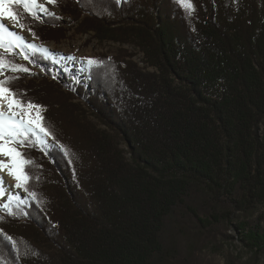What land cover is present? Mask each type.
<instances>
[{
	"label": "trees",
	"instance_id": "obj_1",
	"mask_svg": "<svg viewBox=\"0 0 264 264\" xmlns=\"http://www.w3.org/2000/svg\"><path fill=\"white\" fill-rule=\"evenodd\" d=\"M191 4L57 0L77 33L132 44L154 70L99 55L90 83L70 86L8 68L6 86L45 109L53 144L34 134L18 150L29 197L0 207V264H183L232 221L264 252V0ZM13 8L37 43L56 38L61 16Z\"/></svg>",
	"mask_w": 264,
	"mask_h": 264
},
{
	"label": "rangeland",
	"instance_id": "obj_2",
	"mask_svg": "<svg viewBox=\"0 0 264 264\" xmlns=\"http://www.w3.org/2000/svg\"><path fill=\"white\" fill-rule=\"evenodd\" d=\"M120 3L121 0H116ZM39 3L44 4L47 9V13L53 15L61 16L59 18V23L57 26L59 32H57L52 40H49L46 44L37 43L36 35L34 34L33 23L24 22L25 20L19 18L16 20L19 23V28L8 29L11 32H15L24 39L21 41L22 46L16 47L13 52L16 55V65H22L27 68L28 71L22 72V80L26 84L32 82L30 77L35 75L37 78L45 77L50 74L53 77H59L62 83L67 85L77 86L78 84L84 83L86 86L90 83L91 77L87 75V64L88 59H95L96 56L106 55L110 57L122 56L126 59L132 61L136 67H139L142 71H153L152 67L146 66L142 61V54L139 52L137 47L129 43L113 42L110 40L101 41L95 39L92 33L80 34L76 32L77 23L72 19V15H65L60 8L55 5V3H49L48 0H38ZM23 8V4H20ZM25 9V8H24ZM41 10L39 7L35 11ZM11 20V19H10ZM12 21V20H11ZM12 21V22H16ZM29 29L31 31H29ZM22 33V34H20ZM28 35L30 37H28ZM9 37L5 36V41ZM27 39V40H26ZM40 48L45 51L46 54H51L53 56L54 63L49 67L46 63L39 62L38 60H33L32 49L36 50ZM4 52H7L4 48H0ZM75 69V70H74ZM62 71L71 72L75 74L74 76L63 78L59 74ZM9 69L5 67L0 71V80H3L7 76ZM30 80V81H29ZM21 83V82H20ZM53 109L56 107L51 106ZM45 112L42 108L41 114ZM35 113V109L33 110ZM86 118V122L90 121L93 125L96 124L98 128L104 129L102 124H99L96 119L88 114L87 112L83 114ZM89 123V122H87ZM42 135L47 136L45 133L41 132ZM36 143L41 148H47L50 144H53L52 140L47 136L45 140L44 137L39 136L38 133L35 134ZM41 138L44 142L41 141ZM23 144H15L13 146L17 147V150L22 148ZM17 181L15 180V185H11V191L0 193V205L5 203L6 196L9 195L11 199L17 200V197H22L27 199L28 194L22 190L24 187H16ZM3 208V207H2ZM240 217V215H238ZM243 218V217H240ZM235 221L231 223H225L223 227L217 228V237L214 240L212 238L207 239V245L194 256L190 262H185L183 264H264V252L254 253L249 250L244 243L239 238L238 230L235 227ZM201 237H204L202 235Z\"/></svg>",
	"mask_w": 264,
	"mask_h": 264
},
{
	"label": "snow or ice",
	"instance_id": "obj_3",
	"mask_svg": "<svg viewBox=\"0 0 264 264\" xmlns=\"http://www.w3.org/2000/svg\"><path fill=\"white\" fill-rule=\"evenodd\" d=\"M48 2L54 4L57 0H48ZM181 3L186 8L192 7L191 0H181ZM16 4H23L27 12L34 13L37 7L42 11H47L44 4L39 3L38 0H0V17H7L16 21L18 16L13 8ZM29 31L31 30L29 29ZM5 36L9 37L7 41H5ZM23 39L17 33L9 31L4 23H0V48L12 51L16 47L22 46L21 41ZM97 63L103 62L88 59L89 65H96ZM5 67L10 68L13 72L28 71L22 65H16L7 59L4 53H0V71ZM13 78L0 80V153L10 158L8 162L0 160V169H7L17 181L16 187L19 188L24 187L29 180L24 169L25 165L31 162L24 159L23 154L13 145L26 143L29 135L39 132L48 134L49 129L44 124V117L41 114L42 106L33 104L31 101L25 103L18 93L6 86ZM5 102L7 111L3 110ZM34 109L35 113H33ZM0 207L8 209L9 204H3Z\"/></svg>",
	"mask_w": 264,
	"mask_h": 264
},
{
	"label": "bare ground",
	"instance_id": "obj_4",
	"mask_svg": "<svg viewBox=\"0 0 264 264\" xmlns=\"http://www.w3.org/2000/svg\"><path fill=\"white\" fill-rule=\"evenodd\" d=\"M0 23H4L6 28H8V29H13V28H17L18 29L19 28V23L17 21L14 23L7 17H0ZM20 34H22V33H20ZM23 37H26V36H23ZM28 37H30V36L28 35ZM53 62H54V60H53ZM74 75L75 74H71L70 77H72ZM3 110L7 111L6 102L4 103ZM38 135L44 137L45 140L47 139V136H45V135L43 136L41 132H39ZM41 141L44 142L42 138H41ZM9 159H10L9 157H7V156L3 155L2 153H0V160H2L4 162H8ZM12 184L15 185V178L12 175L9 174L7 169H0V190H2V191H0V193L1 192L3 193V191H5V192L11 191L10 186Z\"/></svg>",
	"mask_w": 264,
	"mask_h": 264
}]
</instances>
